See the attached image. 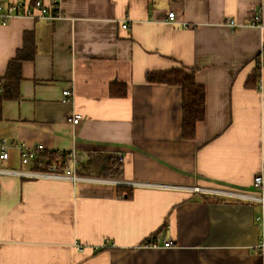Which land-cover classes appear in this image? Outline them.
<instances>
[{
	"label": "crops",
	"instance_id": "crops-1",
	"mask_svg": "<svg viewBox=\"0 0 264 264\" xmlns=\"http://www.w3.org/2000/svg\"><path fill=\"white\" fill-rule=\"evenodd\" d=\"M58 6L60 19L0 25V78L25 53L1 104L0 142L10 147L0 161V264H264L260 204L190 191L259 195L252 181L264 179V0ZM258 10L261 29L247 27ZM172 69L194 71L205 90L193 140L182 138L180 89L144 80ZM256 69L258 88L248 89ZM63 90L71 103H61ZM21 144L66 155L69 165L74 154L83 180L25 175L49 169L22 164ZM156 234L174 247H145Z\"/></svg>",
	"mask_w": 264,
	"mask_h": 264
},
{
	"label": "built area",
	"instance_id": "built-area-1",
	"mask_svg": "<svg viewBox=\"0 0 264 264\" xmlns=\"http://www.w3.org/2000/svg\"><path fill=\"white\" fill-rule=\"evenodd\" d=\"M38 13V15L36 14ZM41 18L43 20L45 19H60L61 17V12L60 8L58 6V0H53L52 4L50 6H45L41 0H33V1H26L22 2L19 0H13L9 1L6 3H3L0 1V25L5 26L7 25L11 20L13 19H29V18ZM167 19L169 22L174 21V14L168 13ZM226 26L230 28L231 30L237 27L236 23L228 19L226 20ZM247 27L251 28H260L262 27L261 23V12L258 10L254 14H252L250 20L246 24ZM122 29L127 28V24L123 23L121 26ZM61 103L63 104H68L72 102V93L70 90H63L61 92ZM81 119V116L79 114H72L70 118V122L73 126L77 125ZM9 145L1 141L0 142V161L7 160L8 159V149ZM20 151V156H21V163L26 164L30 160H33L36 158L38 153L44 152L41 146L37 145L34 147H27L26 145H19L17 146ZM57 157H60V153H56ZM72 157L71 159V164L67 169L62 172V173H56V167L55 164H52L48 169V173H36V174H29L25 173V175L29 176H35L37 178H46L50 180H56V181H64V182H78L82 181V178H79L75 175V169H76V164L74 160V154H70ZM121 158V156H119ZM7 174H11L13 172H5ZM111 182V181H110ZM112 183H117L113 182ZM124 186L127 187H136V186H146L148 184H137V183H132V182H124ZM252 187L254 188L255 191L259 193V195H255L252 193H247V192H234V191H225V190H214V189H203V188H190V191L194 193H203V194H208L212 197H217L220 199H233V200H238V201H246V202H256L260 204L262 214L258 217L255 218V222L257 226L260 227L261 229V234L257 240L256 248L259 249L260 251L264 250V222H263V206H264V179L262 176H256L254 177L252 181ZM164 188H170V189H177L178 187H169V186H164ZM145 247H150V248H172L173 242L172 240L168 239H161L157 234L153 235L148 239L146 244L144 245ZM78 249H80L78 247Z\"/></svg>",
	"mask_w": 264,
	"mask_h": 264
},
{
	"label": "trees",
	"instance_id": "trees-1",
	"mask_svg": "<svg viewBox=\"0 0 264 264\" xmlns=\"http://www.w3.org/2000/svg\"><path fill=\"white\" fill-rule=\"evenodd\" d=\"M26 52V51H25ZM24 52L18 53L17 56H24ZM32 55H27V58H31ZM16 57L12 60L8 66V69L3 78H0V88L3 90L0 93V117H1V104L5 99H11L10 89L15 88L12 85L11 75H15L18 78L17 66L21 58ZM145 82L153 84H164L167 86H174L181 91V129L182 138L184 140H193L195 138L196 128L198 124L204 120V107H205V90L203 86L199 85L194 76V71L185 69H172L162 72H148L144 77ZM16 81V80H15ZM14 81V82H15ZM259 84V72L256 69L246 79L244 86L248 89H257ZM111 93L113 86H111ZM121 90L117 95L124 96L125 88L120 86ZM10 93V94H9ZM8 97L7 98V95ZM113 95V93H112ZM55 164L56 173L64 172L68 165L69 159L67 156L57 157L56 154L41 152L38 153L33 161L35 170L37 172H45L52 165ZM120 163L116 165V172L120 170ZM130 190L119 187V195L130 196Z\"/></svg>",
	"mask_w": 264,
	"mask_h": 264
}]
</instances>
